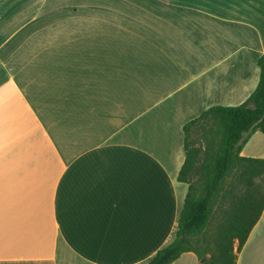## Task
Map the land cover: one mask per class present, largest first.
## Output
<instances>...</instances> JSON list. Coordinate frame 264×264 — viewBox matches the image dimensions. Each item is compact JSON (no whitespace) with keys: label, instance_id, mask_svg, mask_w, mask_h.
<instances>
[{"label":"crops","instance_id":"crops-1","mask_svg":"<svg viewBox=\"0 0 264 264\" xmlns=\"http://www.w3.org/2000/svg\"><path fill=\"white\" fill-rule=\"evenodd\" d=\"M262 53L264 0H0V264H142L171 243L182 125L243 102ZM241 154L264 157V132ZM236 264H264V208Z\"/></svg>","mask_w":264,"mask_h":264},{"label":"trees","instance_id":"trees-1","mask_svg":"<svg viewBox=\"0 0 264 264\" xmlns=\"http://www.w3.org/2000/svg\"><path fill=\"white\" fill-rule=\"evenodd\" d=\"M257 65V85L243 102L211 105L183 123L177 178L187 192L176 234L142 264H170L184 252L204 264H236L264 208V157L241 154L251 134L264 132V53Z\"/></svg>","mask_w":264,"mask_h":264},{"label":"rangeland","instance_id":"rangeland-1","mask_svg":"<svg viewBox=\"0 0 264 264\" xmlns=\"http://www.w3.org/2000/svg\"><path fill=\"white\" fill-rule=\"evenodd\" d=\"M210 230H213V226H210Z\"/></svg>","mask_w":264,"mask_h":264}]
</instances>
